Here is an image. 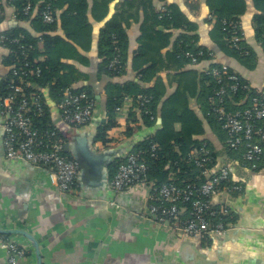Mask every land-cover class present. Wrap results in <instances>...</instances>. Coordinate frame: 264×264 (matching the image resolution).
I'll list each match as a JSON object with an SVG mask.
<instances>
[{
    "label": "trees",
    "instance_id": "16d2710c",
    "mask_svg": "<svg viewBox=\"0 0 264 264\" xmlns=\"http://www.w3.org/2000/svg\"><path fill=\"white\" fill-rule=\"evenodd\" d=\"M13 1L16 20L28 22L33 33L18 27L1 34L18 41L5 43L8 54L3 58V65L14 66L18 73L39 69V74L14 76L9 69L0 80V106L11 97L10 107L16 109L22 99L31 101V96H37L41 112L38 114L36 108H29L26 116L31 118L32 128L39 135L54 132L62 140L61 133L51 122L44 91L55 103L62 101L64 92L71 89L85 92L96 104L89 87H74L88 80L81 67L90 65L87 54L94 51L100 60L99 79H121L127 71L136 74L135 79L123 83L107 82L106 123L98 129L96 141L109 142L107 132L117 125V110L125 100L131 99L126 135L132 136V127L138 122L141 123L135 130L147 131L130 152L140 153L146 160L149 182L156 186L168 183L179 187L201 186L205 178L200 175L201 169L193 154L197 152L199 159L209 158L211 163L207 167L213 166L218 157L209 139L197 140V137L207 136L206 127L229 159L242 163V150L230 151L225 146L228 136L217 120L215 108L238 112L248 108L253 97L264 94L231 68L235 82L225 75L218 81L211 72L222 66L215 60L217 52L248 71L256 69L257 55L253 48L243 36L238 42L233 40L241 38L238 24L249 15L254 39L264 56V0H205L207 16L202 20L188 16L177 0H92L91 7L87 0H32L28 14L24 13L28 0ZM155 2L162 3L163 8L157 10ZM46 9L52 11L54 21L51 23L43 22L42 13ZM250 10H253L251 15ZM57 11H61L58 17ZM131 23H139L134 51L130 50L126 32ZM58 29L61 34H55ZM204 31L213 49L202 43L200 33ZM35 55L43 56L44 60L35 62ZM114 60L117 62L113 64ZM202 63L208 64V71L192 69ZM161 73H166V80L161 78ZM234 83L237 89L233 92L229 86ZM172 85L174 91L168 96ZM16 86L23 91L15 92ZM221 87L225 88V93L219 99L216 93ZM158 118L161 124H157ZM152 146L156 148L152 150ZM64 155L75 160L65 152ZM122 161L121 158L115 160L108 172L114 173ZM233 184L231 177L220 186ZM227 221L233 223L234 220L229 216Z\"/></svg>",
    "mask_w": 264,
    "mask_h": 264
},
{
    "label": "crops",
    "instance_id": "0c3cea01",
    "mask_svg": "<svg viewBox=\"0 0 264 264\" xmlns=\"http://www.w3.org/2000/svg\"><path fill=\"white\" fill-rule=\"evenodd\" d=\"M87 1L91 7L92 0ZM13 2L0 0V35L14 29L13 25L33 33L28 22L16 20ZM177 2L193 19L206 18L205 0ZM155 6L157 10L163 8L162 3L155 2ZM111 12L113 9L110 8ZM249 12L251 15L253 10ZM60 13L57 11V17ZM94 26L97 32L99 26ZM242 26L247 43L257 55L256 69L248 71L217 51L215 60L235 70L264 94V56L254 39L249 15L244 17ZM126 32L130 50L134 51L139 38V23H131ZM205 33H200L202 43L213 49ZM55 34H61V30L58 29ZM7 54L8 51L0 45V80L9 70L3 65V58ZM87 56L90 65L81 67V70L88 75V80L74 87H89L95 97L96 107L91 122L81 129H71L61 119L55 102L44 91L51 122L61 133L64 146H68L69 151L65 153L75 160L83 146H87L95 155L108 153L111 160L122 158L147 133L144 128L135 130L141 123L138 122L132 127V136L126 135L129 110L117 115L116 127L107 132L108 143L97 142L96 135L103 126L101 119L106 115L104 99L107 82L123 83L135 79L136 74L127 71L121 79H99L97 67L100 60L94 51ZM33 59L42 62L44 57L35 55ZM207 66L202 63L192 69L201 72ZM160 76L166 80V73ZM173 91L172 85L167 95ZM1 124L0 121V226L29 232L39 244L41 264H264V168L253 171L241 165L238 160H233L235 163L230 175L234 183L240 184L241 191L229 196L219 195L212 201L214 206L229 210V216L234 220L233 228L222 238H211L207 242L182 241L169 226H158L142 219L141 215L148 203L143 189L137 188L124 195L106 189L104 163H93L91 166L79 164L81 172L77 179L78 187L67 198L59 196L56 193L58 189L43 169L5 159ZM206 131L207 136L203 137L212 143L217 159L226 162L229 157L221 144L208 128ZM2 236L20 248L28 249L18 264H37L38 258L29 250L25 238L16 234ZM0 264H7V253L1 245Z\"/></svg>",
    "mask_w": 264,
    "mask_h": 264
},
{
    "label": "built area",
    "instance_id": "2783aa9c",
    "mask_svg": "<svg viewBox=\"0 0 264 264\" xmlns=\"http://www.w3.org/2000/svg\"><path fill=\"white\" fill-rule=\"evenodd\" d=\"M32 0H28L24 13L32 10ZM45 23L54 21L52 11L46 9L42 13ZM241 38H234V42L246 40L245 32L241 24H238ZM6 42L16 43L17 40L8 39L0 35V45L6 49ZM7 50V49H6ZM117 60H114L113 64ZM196 64V60L192 59ZM14 76L37 75L39 69L27 70L26 73H18L14 66L9 68ZM209 67L202 69V72ZM212 76L220 81L222 75L227 76L229 81L235 82L236 77L230 72V68L222 65L220 69H213ZM21 80V78H20ZM229 88L234 92L237 86L231 84ZM15 92H22L20 86L14 87ZM225 88L221 87L216 95L219 99L224 95ZM13 98L9 97L0 106V121L3 129L4 157L7 161H22L34 168L46 171L51 183L56 186L60 194L73 193L80 174L78 162L64 155V143L56 137L54 132L41 136L32 128V120L26 114L29 108H36L40 113L41 105L37 96H31V101L22 99L16 109L11 108ZM61 119L71 129H80L87 126L93 117L95 105L89 100L85 92H74L67 89L63 94L62 101L55 103ZM131 99L125 100L117 110L122 114L131 107ZM128 107V108H124ZM217 120L222 124V129L227 133L225 146L230 151L242 150L241 165L250 170L257 171L264 168V96L253 97L248 108L230 113L224 107L215 108ZM156 146H152L154 150ZM192 158L201 169L200 175L205 178L204 183L196 187L187 185L179 187L168 183L160 186L148 181V165L140 153L129 152L121 159V164L115 172L106 173V188L119 195L128 194L141 188L145 191L148 201L142 218L159 226L168 224L180 238L196 239L207 242L214 236H224L228 232L229 210L225 207H216L212 203L215 196L231 195L241 191L240 184L220 186L221 183L231 179L227 167H217V162L211 163L209 158H198L195 152ZM0 245L7 253V264H18L26 251L15 243L6 240L0 235Z\"/></svg>",
    "mask_w": 264,
    "mask_h": 264
},
{
    "label": "water",
    "instance_id": "95a60500",
    "mask_svg": "<svg viewBox=\"0 0 264 264\" xmlns=\"http://www.w3.org/2000/svg\"><path fill=\"white\" fill-rule=\"evenodd\" d=\"M14 27L16 28V25H13L12 28H14ZM97 99H99V98H97ZM95 107H96V105H95ZM105 116L101 119V125H104L105 122H106ZM157 122H158L157 124H161L162 121H161L160 118H158L157 119ZM204 139H205L204 137L203 138L202 137H197V140H200V141H203ZM222 149H223V147H222ZM68 151H69L68 150V146L65 145L64 146V152H68ZM107 155H108V153H104L102 155H95L93 152H91V150L87 146H83L81 149H79L78 153L76 154V160H77L78 164H87L88 166H91L93 163L94 164H96V163H102L103 164L104 163L103 173L106 176V173H107L109 167H111L112 164L115 162V160H117L119 158V157H116V158H113L111 160V158L109 159ZM8 162H10V161H8ZM12 162H21V163H24L22 161H12ZM233 163H235V161H233V160H231L229 158H227V161L226 162H223L222 160H220V158L217 159V167L218 168H220V167H227L229 173H231V168L233 166ZM79 167H80V165H79ZM39 170H42V169H39ZM42 171L44 173H46L45 170H42ZM80 172H81V167H80ZM46 175H47V173H46ZM56 193L59 196L63 197V198H67L69 196V195H65V194H60L58 191H56ZM220 195H222V194H220ZM217 196H219V195H217ZM217 196H215V197H217ZM226 196H229V195H226ZM142 219H144V218H142ZM144 220H146V219H144ZM155 225H157V224H155ZM166 225L168 226V224H166ZM231 228H233V225L232 224H230L228 226V229L229 230ZM15 234L16 235H21L23 238H25L28 241L29 250L31 251L32 254H34L38 258L37 264H41L39 244L36 241V239L31 234H29V232H27L26 230H23V229L22 230H19V229H6V228L0 226V235L12 236V235H15ZM222 237L223 236H214V237H212V239H214V238H222ZM181 240L182 241H185V240H194V241H197L198 242V240H196V239H189V238H181ZM23 249L26 251V253H28V249H26V248H23Z\"/></svg>",
    "mask_w": 264,
    "mask_h": 264
},
{
    "label": "flooded vegetation",
    "instance_id": "af4514ba",
    "mask_svg": "<svg viewBox=\"0 0 264 264\" xmlns=\"http://www.w3.org/2000/svg\"><path fill=\"white\" fill-rule=\"evenodd\" d=\"M105 182H106V177H105ZM105 187H106V184H105ZM107 189V188H106Z\"/></svg>",
    "mask_w": 264,
    "mask_h": 264
},
{
    "label": "rangeland",
    "instance_id": "374dc122",
    "mask_svg": "<svg viewBox=\"0 0 264 264\" xmlns=\"http://www.w3.org/2000/svg\"><path fill=\"white\" fill-rule=\"evenodd\" d=\"M118 115H120V114H118Z\"/></svg>",
    "mask_w": 264,
    "mask_h": 264
}]
</instances>
